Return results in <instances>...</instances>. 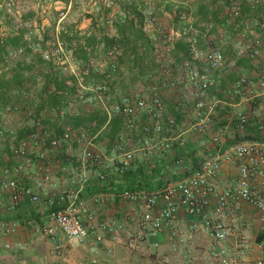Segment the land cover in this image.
I'll return each instance as SVG.
<instances>
[{
    "label": "crops",
    "instance_id": "1",
    "mask_svg": "<svg viewBox=\"0 0 264 264\" xmlns=\"http://www.w3.org/2000/svg\"><path fill=\"white\" fill-rule=\"evenodd\" d=\"M90 2L93 4V0ZM173 2L175 1H162L163 6L153 7L155 14L160 18L161 26L167 31L175 29L180 33L181 31L173 24L174 20L180 22L185 36L196 35L203 48L206 47L207 37H213L217 29L221 28L222 33L224 28H230L227 26L226 11L220 0H180L177 5ZM74 4L73 0L54 2L33 0L32 3H24V13L20 15L19 21L45 25L48 30L47 37L59 32L65 42L68 56L59 64L45 63L40 54L34 53L29 46L26 57L33 59L32 65H26L24 57L13 66L9 75L0 71V77L6 83V87L0 89V101L21 106V112L12 116L7 125L16 130L19 136L26 137L31 132L34 119L30 116V111H34L43 119L50 133L60 137L63 134L60 118L53 114L51 109L64 106L65 96L62 92L77 91L80 87L91 89L96 83L109 82L111 95L106 103L81 102L74 113L66 110L65 121L76 129L79 135L81 131H85L86 141L65 143L61 150H42L37 146L34 151L45 153L46 164L51 173L50 184L43 189L42 196L57 195L68 189H76L80 181L78 174H86L88 181L81 196L86 208L95 217L96 222H116L118 227L109 231L94 225L96 233H91L87 242L80 244L66 237L45 214L41 213L38 206L32 205L26 198L11 214L4 213L0 207V264H218L214 254L213 238L206 230L202 218L191 216L184 209H181L173 220V227L178 231L180 239L175 236L173 228L169 225L165 227L163 233L154 238L144 242L137 238V226L131 223L130 218L141 214L145 210V205L143 202H126L119 195L125 190H130L129 188L138 187L142 182V185L144 182L149 184L147 189L151 192L159 190L163 184V175L160 185L158 183L160 177H154L146 166L148 163L143 161L139 150L144 136L140 131L134 135L137 152L129 168L130 173L125 177L111 174L109 182H102L97 177L102 172L101 169L90 167V163L83 155L86 150H90L101 155L109 164H120L124 153L131 150L132 146L129 143L130 137L127 138V144L116 146V143H110L109 134L118 136L125 134L127 124V119L123 115L112 111L114 98L128 94L149 96L154 88L158 89L168 113L179 117L178 136L173 143L174 152L169 155L155 149L153 153L157 167L162 168L171 180L179 181L188 174V169L204 157L205 146L211 143V134L222 128L228 129V137L220 152L242 142H264V131L259 130V121L264 119V93L256 84L264 71V64L260 60H251L253 71H247L235 63L239 78L248 77L256 86L234 97L227 96L225 91L236 79L233 81V77L228 75L227 71L224 72L225 68L216 73V85L210 92L209 100L221 102L220 117L212 132L198 135L188 120V116L193 114L195 108V98L189 96L187 99L179 90L172 91L162 87L165 81L161 74L163 64L155 57L152 43L146 33H142L146 42L144 39L137 40L138 33L129 22L134 19L133 23L137 27V20L134 16L127 19L123 10L124 5L117 8L122 22L109 33L104 30L99 15L93 13L90 15L89 11L87 15H74L72 11ZM173 7L176 11H184L188 20L178 21ZM29 8H33L34 11H25ZM253 9V6L244 4V15L254 17ZM172 17L175 19L171 20ZM262 18L264 19L263 16ZM203 22L212 23L213 31L205 32L200 27ZM121 27L123 29H119ZM231 32L234 34L232 29ZM11 36L12 33L8 34V37ZM106 36L118 44L119 70L114 75L110 74L109 66L106 64L107 48L103 42ZM185 36H177L172 53L178 63L189 58ZM262 51L264 53V38ZM84 57L89 61H84ZM181 76L180 73L174 72V77ZM23 91L29 93V99L20 98L19 94ZM87 95L92 97L94 93L88 92ZM179 105L182 108L179 109ZM238 114H245L250 119L243 133L236 130ZM139 123H152V120L146 114H142ZM179 139H184L183 145ZM70 147L71 151H68ZM8 149L11 150V147L7 145L0 149V181L4 167L12 166L14 163L9 160ZM177 161H181V164H176ZM239 165L238 160L222 164L217 179L220 190L236 185ZM254 186L256 191L264 192L262 175L256 178ZM1 196L2 202L6 203L8 195L2 193ZM214 205L215 203L210 210L211 218L223 225L229 233L228 240L222 245L226 255L230 257L236 252L249 249L250 253L242 258V263L255 264L257 260L263 258L264 214L243 203L232 216L217 217L213 214ZM164 206V200L159 199L155 211L161 212ZM13 221L19 222L20 227L15 234L8 235L5 228ZM29 221L33 224H27ZM97 235L103 237L102 241L97 239Z\"/></svg>",
    "mask_w": 264,
    "mask_h": 264
},
{
    "label": "built area",
    "instance_id": "2",
    "mask_svg": "<svg viewBox=\"0 0 264 264\" xmlns=\"http://www.w3.org/2000/svg\"><path fill=\"white\" fill-rule=\"evenodd\" d=\"M220 4L226 11L227 26L233 30L236 36L234 50L238 57L252 61L263 60L264 64L262 51L264 19L247 16L243 13L244 4L264 7V0H220ZM6 6L11 11L14 7L13 0L7 1ZM144 16L143 31L152 43L155 57L163 64L161 74L165 77V81L162 87L172 91L179 90L185 95L184 98L188 99L189 96L195 98L193 114L188 116L189 125L198 135L212 132L213 126L220 117L222 104L216 100H209V95L216 85V73L225 68L227 62L224 49L225 34L222 32L218 39L207 37L204 48L200 46L196 35L187 36L189 58L178 63L172 55L177 34L164 29L155 12L149 9L145 10ZM180 19L186 22L188 17L182 13ZM115 22L118 23L119 20L116 18L109 20L110 24ZM31 27L29 23L19 25V28L28 32L29 41H31L32 35L38 38L40 43L33 45L32 50L34 53L40 54L44 62L59 64L67 59L66 46L59 32L51 34L52 39L49 40L43 27L35 32L31 31ZM200 27L207 33L214 29V25L207 22L202 23ZM22 52V49L8 50L3 58V71L9 72L11 70L9 63L18 58ZM107 55L110 59V73L116 74L119 70L118 49H110ZM32 63L31 59L26 60L27 65H32ZM173 67L175 68L173 69ZM175 71L182 76L174 77ZM256 84L264 93V71L260 74ZM255 86L253 80L241 77L232 86L227 87L225 93L227 96L234 97L252 90ZM88 92L94 93V96L89 97ZM110 95L109 82L93 85L91 89L80 87L76 96L69 98L66 109L52 108V113L60 118L63 130L60 137H54L44 124L43 119L38 117L34 111H30V116L34 119L33 128L25 138L20 139L16 130L3 128L1 125L7 124L13 115L19 114L21 106L15 103L5 104L0 101V126L2 127L0 128V143H7L9 140L14 143L9 157V160L14 163L12 166L4 167L3 177L0 181V207L4 213L15 212L22 201L27 198L32 205L38 206L41 213L45 214L66 237L80 244L86 243L90 234L95 232L96 226L94 225L109 231L118 227L116 222H96L95 217L86 208L81 198L88 181L86 174H78L80 181L76 189H68L57 195L42 196L43 189L50 184L51 173L46 164L45 153L34 151L37 146L42 150H54L61 148L65 143L86 141L85 131H81V135H79L78 131L65 121L66 110L74 113L81 102L106 103ZM19 96L23 100L30 97L29 93L25 91L21 92ZM112 111L127 119V128L130 133L129 143L132 148L124 153L123 160L118 165L109 164L101 155L93 151L86 150L84 152L83 156L90 163V167L101 169L102 172L97 177L102 182H109L111 174L123 175L131 167L137 152L134 135L138 131L144 136L139 151L143 161L150 163L151 167L155 166L153 161L155 149L169 155L174 152L173 143L178 136V122L175 116L168 113L157 88H154L149 96L128 94L115 97ZM142 114H146L152 123L140 124L139 118ZM249 123L250 119L247 115L238 114L236 130L243 133ZM259 130L264 131V119L259 121ZM227 137V128L212 133L211 143L205 146L204 157L196 165H192L187 171L188 174L181 180H171L168 174L164 173L163 184L155 192L141 189L125 190L120 193L119 197L126 202H143L145 205V210L141 214L130 218L131 223L137 226V238L141 242L160 235L167 225L173 228V233L180 239L178 231L173 227V220L176 214L184 209L189 215L202 218L206 230L213 238L214 254L218 264H244L242 258L250 253L249 249L236 252L233 256L228 257L222 245L228 240L229 233L223 225L216 223L211 218L210 210L215 203L213 214L217 217H229L241 204L246 203L264 214V192L256 191L254 186L259 175L264 178V142H242L220 152ZM179 141L182 145L184 144V139H179ZM68 151H71V147L68 148ZM233 160L240 162L237 183L232 188L220 190L217 179L222 164ZM176 164H181V161H177ZM2 193L8 195L6 203L2 202ZM159 199L164 200L165 206L161 212L157 213L155 209ZM27 224L31 225L33 222L29 221ZM87 225L92 226L88 227ZM19 227L20 223L13 221L5 228V233L13 235ZM97 239L102 241L103 237L97 235ZM255 264H264V257L257 260Z\"/></svg>",
    "mask_w": 264,
    "mask_h": 264
},
{
    "label": "rangeland",
    "instance_id": "3",
    "mask_svg": "<svg viewBox=\"0 0 264 264\" xmlns=\"http://www.w3.org/2000/svg\"><path fill=\"white\" fill-rule=\"evenodd\" d=\"M7 1H9V0H0V44L1 45L3 44L2 42H4L8 38V34L12 33V35L15 36L19 30L23 29V28H19V25L21 23L31 24V26H32L31 31L32 32L38 31L39 29H41L43 27L45 29L46 33H48L47 27L43 24L19 21L20 15H22V13H24V10H23L24 3L25 2L32 3L33 0H13L14 7L11 9V11L6 6ZM47 1H53L54 2V1H59V0H47ZM73 1L75 3L73 5V9H72V11L74 12V15H76V16L87 15L88 11L91 12L90 15H92V13L99 15L102 18L104 30L111 33L113 31L114 27L116 25H119L122 22L119 14H118L119 13V11L117 9L118 6L122 7L123 5L132 3L136 7H138L139 9H141L143 11L149 9L150 11L154 12V10H153L154 6H156L157 8H160L161 6L164 5V4H162V1H171V2L175 1L173 3H174V5H177L180 0H93V4H91V2H90L91 0H73ZM95 2H98V3L95 5L94 4ZM253 8L254 9L252 10L253 11L252 15L256 18L263 19L262 16L264 17V7L263 8L253 7ZM173 10L176 11L175 7H173ZM25 11L28 12V11H34V10H33V8H29V9H26ZM129 16L132 17V14ZM114 18L118 19L119 22L118 23L115 22L114 24H110L109 20L114 19ZM166 18L169 19L168 17H166ZM170 19L173 20V19H175V17H172ZM178 19H179L178 21H182L180 18H178ZM120 20H121V22H120ZM174 21L175 22H173V24L175 25V28L179 29L181 32L179 33L177 31H175V29L173 32L176 33L177 36L179 35V37L183 36V35L185 36L184 31L181 29V27H183L181 25V23L176 22V20H174ZM203 23H206V22H203ZM207 23H210V22H207ZM171 27H172V24H171ZM167 29H169V27H167ZM169 31H171V30H169ZM222 31H223V33L226 32V34L224 33L225 34L224 49H225V53H226V57H227V62L225 65L224 72L227 71L228 72L227 74L231 75L233 77V81H234L235 79L237 80V78H239V76H238L239 73H238L237 69L235 68L236 67L235 63L239 60H242L243 58L238 57V55L236 54V52L234 50L235 43H236V36L231 32V29L226 27ZM220 32H221V28L217 29V31L213 34V38L218 39V37L221 35ZM27 34H28V32L25 30V40L30 44V47L32 49V46L35 44H38L39 40L36 36L32 35L31 41H29L27 38L28 37ZM185 37H187V36H185ZM47 39L51 40L52 37L48 36ZM177 39H178V37L176 38V41H177ZM43 48H45V47L43 46ZM112 48L118 49L117 45L113 46ZM112 48H110V49H112ZM8 50H11V49H8ZM17 50H19V49H17ZM22 51H23L22 54L18 58H16L15 60H12L9 63L11 69L13 68V66H15L24 57H25V60H24L25 64H26V60L28 58L31 59L33 62L32 58L24 56V50L23 49H22ZM7 52L8 51H6V53H4V54L3 53L0 54V71L3 73H7V75H9L11 70L9 72H5V71H3V68H2L3 58L7 54ZM118 52H119V49H118ZM118 58H119V55H118ZM109 61H110V59L107 55L106 56V64L108 66H109ZM260 61L263 63V60H260ZM241 68H243L247 71H253L251 63L244 65V66H241ZM233 81H231V82H233ZM3 125L5 126V128H10L7 126L8 123L3 124ZM3 125H1V126L3 127ZM1 126H0V128H2ZM11 129H13V128H11ZM13 144H14L13 141H10V140L7 143H0V149H3L6 145L12 147ZM8 150H10V149H8Z\"/></svg>",
    "mask_w": 264,
    "mask_h": 264
},
{
    "label": "trees",
    "instance_id": "4",
    "mask_svg": "<svg viewBox=\"0 0 264 264\" xmlns=\"http://www.w3.org/2000/svg\"><path fill=\"white\" fill-rule=\"evenodd\" d=\"M123 7V6H122ZM123 10L126 12V16H127V19H129V15L132 14V16L135 17V19H137V27L135 26V24L133 23L134 19L132 21H129L130 24L132 25V27H134L135 31L138 33V37H137V40H143V34L144 31L143 30V23H144V19H145V16H144V11L139 9L138 7H136L134 4L132 3H129V4H126L124 5L123 7ZM182 13H185L184 11H181V10H177L176 11V18L177 20H179L178 18L181 17V14ZM186 14V13H185ZM121 22V20H120ZM130 25V26H131ZM139 25V26H138ZM117 26V25H116ZM119 29H123V27L119 28ZM142 35V37H141ZM62 39V38H61ZM144 41L146 42V40L144 39ZM64 42V41H63ZM103 42L105 44V47L107 48V52L110 48H112L113 46L115 45H118L113 39H111L110 37L106 36L104 39H103ZM3 44L1 45L0 44V54L5 52V51H8L7 48H12V49H23L24 50V56H26V52L30 46V44L25 40V29H21L18 31V33L15 35V36H11V37H8L4 42H2ZM65 43V42H64ZM85 58V57H84ZM84 61H89L87 60V58L84 59ZM251 60L250 59H242V60H239L237 61L238 65L239 66H244V65H247V64H250ZM45 63H48V62H45ZM53 64V63H51ZM110 68V67H109ZM110 71V70H109ZM111 74V73H110ZM114 75V74H112ZM5 80L2 79L0 77V89L2 88H5L6 87V83L4 82ZM94 85H97L94 84ZM78 90L76 91H64L62 92V94L65 96V101H64V106L61 107V106H56V107H60V108H63V109H66V104L69 100V98H74L77 94ZM183 105V104H181ZM56 107H53V108H56ZM182 108L180 105H179V109ZM176 119H177V122L179 120V117L176 116ZM44 122V121H43ZM179 123V122H178ZM63 131V130H62ZM125 134L121 135V136H118V134H112L110 133L109 134V140H110V143L111 144H114L116 143L117 145L116 146H120V145H123V144H127V138H129L130 136V133H129V130L127 128V124H126V129H125ZM54 136V135H53ZM124 136V137H123ZM55 137V136H54ZM20 139L22 138H25V137H21L19 136ZM63 146L61 148H59V150H61L62 148H64V144H62ZM154 161V164L155 166L154 167H151L150 163H148L146 166L147 168H149V171L152 172V174L154 175V177H160V181L158 182L160 185L162 184V175L165 173L163 171L162 168H158L156 163H155V160L153 159ZM130 169L126 170V172L123 174V176H127L130 171ZM147 172V170H146ZM145 180V179H144ZM142 183H139L138 184V187H134L133 188H129L130 190H133V191H136V190H146L147 192H151L150 189H147L148 185L146 182H144V185H142Z\"/></svg>",
    "mask_w": 264,
    "mask_h": 264
}]
</instances>
